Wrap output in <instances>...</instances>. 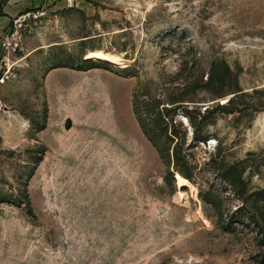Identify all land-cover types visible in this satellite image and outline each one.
<instances>
[{
  "label": "rangeland",
  "instance_id": "1",
  "mask_svg": "<svg viewBox=\"0 0 264 264\" xmlns=\"http://www.w3.org/2000/svg\"><path fill=\"white\" fill-rule=\"evenodd\" d=\"M12 14L0 264H264V0Z\"/></svg>",
  "mask_w": 264,
  "mask_h": 264
},
{
  "label": "crops",
  "instance_id": "2",
  "mask_svg": "<svg viewBox=\"0 0 264 264\" xmlns=\"http://www.w3.org/2000/svg\"><path fill=\"white\" fill-rule=\"evenodd\" d=\"M32 2L34 4H38L41 2V0H5L4 3L0 4L1 12L5 14V16L2 17L3 20L1 21L6 23V20H9V17L13 16V12L31 5Z\"/></svg>",
  "mask_w": 264,
  "mask_h": 264
},
{
  "label": "bare ground",
  "instance_id": "3",
  "mask_svg": "<svg viewBox=\"0 0 264 264\" xmlns=\"http://www.w3.org/2000/svg\"><path fill=\"white\" fill-rule=\"evenodd\" d=\"M86 58L101 60L103 62H107L109 64L117 65V66H123L124 65L121 56L114 54V53L104 52L101 50L89 51L86 54ZM179 181L183 185L186 184L185 179H180Z\"/></svg>",
  "mask_w": 264,
  "mask_h": 264
},
{
  "label": "built area",
  "instance_id": "4",
  "mask_svg": "<svg viewBox=\"0 0 264 264\" xmlns=\"http://www.w3.org/2000/svg\"><path fill=\"white\" fill-rule=\"evenodd\" d=\"M20 19L21 18H19L18 20H14V22H17V21L19 22L18 26H21V24H22L21 22L25 20V18H22V20H20ZM0 45L2 48L6 49V50H9L10 48H12V50H14L15 47L17 46L16 43H14V45H12L11 37L8 34H6L3 38V40L0 41Z\"/></svg>",
  "mask_w": 264,
  "mask_h": 264
},
{
  "label": "water",
  "instance_id": "5",
  "mask_svg": "<svg viewBox=\"0 0 264 264\" xmlns=\"http://www.w3.org/2000/svg\"><path fill=\"white\" fill-rule=\"evenodd\" d=\"M175 174V173H174Z\"/></svg>",
  "mask_w": 264,
  "mask_h": 264
}]
</instances>
